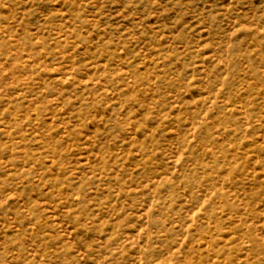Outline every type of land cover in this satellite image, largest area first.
<instances>
[{"label":"rangeland","instance_id":"obj_1","mask_svg":"<svg viewBox=\"0 0 264 264\" xmlns=\"http://www.w3.org/2000/svg\"><path fill=\"white\" fill-rule=\"evenodd\" d=\"M0 264H264V0H0Z\"/></svg>","mask_w":264,"mask_h":264}]
</instances>
